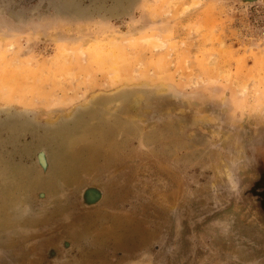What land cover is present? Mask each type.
Listing matches in <instances>:
<instances>
[{"label":"rangeland","instance_id":"374dc122","mask_svg":"<svg viewBox=\"0 0 264 264\" xmlns=\"http://www.w3.org/2000/svg\"><path fill=\"white\" fill-rule=\"evenodd\" d=\"M262 192L264 0H0V264H264Z\"/></svg>","mask_w":264,"mask_h":264},{"label":"water","instance_id":"95a60500","mask_svg":"<svg viewBox=\"0 0 264 264\" xmlns=\"http://www.w3.org/2000/svg\"><path fill=\"white\" fill-rule=\"evenodd\" d=\"M243 2H254L255 0H242Z\"/></svg>","mask_w":264,"mask_h":264},{"label":"flooded vegetation","instance_id":"af4514ba","mask_svg":"<svg viewBox=\"0 0 264 264\" xmlns=\"http://www.w3.org/2000/svg\"><path fill=\"white\" fill-rule=\"evenodd\" d=\"M262 194H264V192H262Z\"/></svg>","mask_w":264,"mask_h":264},{"label":"bare ground","instance_id":"6f19581e","mask_svg":"<svg viewBox=\"0 0 264 264\" xmlns=\"http://www.w3.org/2000/svg\"><path fill=\"white\" fill-rule=\"evenodd\" d=\"M157 48V47H156Z\"/></svg>","mask_w":264,"mask_h":264}]
</instances>
